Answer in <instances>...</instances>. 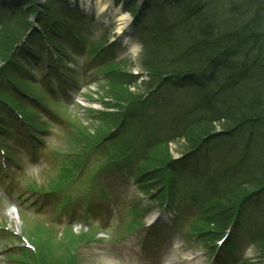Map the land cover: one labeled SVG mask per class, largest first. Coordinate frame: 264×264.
<instances>
[{
  "label": "rangeland",
  "instance_id": "rangeland-1",
  "mask_svg": "<svg viewBox=\"0 0 264 264\" xmlns=\"http://www.w3.org/2000/svg\"><path fill=\"white\" fill-rule=\"evenodd\" d=\"M89 1L90 0H81L80 3L83 7L90 6L89 11H94L97 14L93 6V1ZM88 2L90 4H88ZM32 5H34L33 0ZM107 7L108 10H110L108 11L109 13H104L101 16H97V18H100L102 21L109 18L112 21L111 23L114 24L115 20L112 18L115 17L118 23V25H116L118 30L119 22L116 16L119 15H114L116 10H118L115 7L114 0L108 2ZM22 17L23 16L20 15L17 18L19 22ZM124 19L127 20L124 24L129 28V18L124 17ZM14 20L15 19L8 23L6 27H3L5 32L13 27L16 23ZM85 24L86 25L82 26L81 29V34L85 32V34L82 35V38L76 39L73 37L74 35L70 33L63 36L65 38L64 44L61 46V49H64L62 51L63 54H70L68 48L77 49L80 53L77 55H71L72 62L70 64L74 67L66 72L72 79L69 78L68 81L69 89L66 91L61 90L58 93L59 97H52L49 99L48 92L45 89L47 87L35 82L27 87V89L32 92L31 96L34 97L32 104H29L25 100L19 101L17 97L7 99L3 89L0 88V97L18 105L23 120H27L29 114H41V116H37L36 114L34 117L32 121V132L43 134L40 141H37L35 137L31 136L36 140V143L40 145V151L35 157L23 153L22 144L16 142L18 135H15V141L1 140L0 150L4 149L6 154L11 153L14 157L29 165L26 167L23 164L21 171L10 169L12 174L5 173V175L10 178L14 177L20 180L21 184L19 185L21 187H19V191L26 189L31 180H33L30 183L31 186H41V188L44 186H50L52 182H56L57 185H59L61 176L65 174L67 179L61 182V186L68 190L69 196H76L78 200H81L83 197H88L91 193L90 189L97 185L99 179L107 189V193L103 198L108 197V199H110L111 197L118 203L119 208L114 210L116 214L112 215L110 218L115 220V223L105 227L101 226L98 222L87 223V220H84L81 216L84 208L81 206V203L75 202L74 206L69 209L67 215V218H71L74 214L76 215L74 216L75 221H73L72 226L68 225L72 228L65 229L68 226L61 227L58 225V227H55L56 230L52 229L43 223L48 222L51 218V213L48 211L44 214L45 217L33 214L27 217L21 215L19 210L15 213L11 212V205L13 203L12 199L14 198L15 193L10 191L9 187L13 186V183L8 184L7 180L2 179L0 180V192L3 193V196H5L6 199L4 197L3 199H0V223L9 229L10 235L8 233L5 235H9L10 237L5 235L0 236V264H15L16 261L25 264H144L142 261H139L138 256H131V250H128V248L125 250V255L127 256L125 263L117 262L113 256H108L101 251V244L97 243L96 240L91 239V236L96 234V231L92 230V227L95 226L98 229L99 227H102L105 230L102 232L105 234L103 237L104 243L110 241L120 244L125 241V244L133 242V239L141 241V238H143L141 231L143 229L133 231V228L129 229L131 227L130 224L133 223L136 218L146 220L145 216L147 214H144V212L140 213V206L146 201L150 192L153 194L156 193V189L154 185H150L149 183L145 188H141L136 184L135 180L130 178L129 174L137 171L138 168L129 161L121 169H118L115 166H110L102 173V170L99 167L101 163L107 161V157H104L101 160H96L94 158L86 160L90 155L88 148L93 151V147L97 143H103L109 138H115L117 140L120 137V142L123 144L122 147L117 148V141L110 140L97 150V154L103 156L107 151L108 153L116 151L120 155L128 154L130 147H127L125 140H128L129 143L134 145L135 142L138 141L140 133L143 132L141 130V122L140 127L129 126L131 118L135 115V105L133 104L132 110L128 112L124 110L127 105H130L135 101L136 97L123 98L120 95L124 94L128 87L135 86L136 81L130 80V86L118 82L120 80L127 81L128 78L124 75V70L117 67H114L111 73L112 77L115 78V82L111 83L106 80L107 74L105 72L103 75L102 72L105 68L103 65L107 63L108 60H102L105 58V54L96 49H100L105 41L107 33L105 32V29L101 30L99 25L96 26V23L93 24L91 21H88ZM115 24L114 26H111L113 30H115ZM75 25L76 23L74 26ZM3 40V36L1 37L0 35V49L4 42ZM134 40L135 38L133 40L129 39V44H133ZM79 42L87 44L88 47L81 49L79 47ZM136 43L133 46H127L130 50H128L126 55H130V58L125 57L124 61L129 64L134 63L131 61H136L141 56V50L143 47ZM63 54L56 56L59 59L61 57V62H63L65 58ZM89 61L91 62L90 65L88 64ZM14 69L17 71L16 68ZM133 69L134 67L131 70ZM134 70L135 72H138L142 69L138 70L135 68ZM203 70L204 69H202V71ZM199 76L201 77V75ZM146 77L149 76L146 75ZM102 78L105 81L102 80ZM141 87H143L146 92V85L142 84ZM142 97L144 99V96ZM219 101L216 103H219L222 108L227 103L231 102L229 98L223 96L220 97ZM38 103H42V106H40L42 108L36 106ZM48 115H51L52 121L48 119ZM123 118H126L125 122H121ZM17 123L18 122L14 121V125ZM126 124H128V128L127 130H124ZM115 128H118L123 136L115 131ZM217 129L218 132L223 131L221 128ZM76 130L81 131V136H85V134L86 136H89L88 144L85 146L83 153L74 152L71 134ZM262 132L263 133H261L260 136L264 138V131ZM221 134L225 137L223 133ZM257 134L258 132L253 136L254 141ZM215 139H218V137ZM179 146H181L179 142L177 144L172 142V145H169V147L161 145L156 149L158 151L154 152V150L152 152L144 166L153 168L164 167L167 158L171 154V157H173L174 154L176 155V150ZM160 151H168V153L161 157L158 155ZM0 156L2 157L1 152ZM115 156L116 154H109L108 157L113 158ZM252 160L264 162V141H259L255 144L250 163L253 162ZM98 174H100L99 177ZM48 189L53 190L58 188L49 187ZM61 190L64 191V189ZM97 191H99V189H97ZM31 197L32 196H29L28 199ZM215 198L211 199V201L215 200ZM54 205L55 204H53L52 201L51 211L53 210ZM48 208L49 206L46 209ZM185 212L190 213L191 209L187 208ZM11 213H14L16 220H12ZM211 214L212 211L209 215ZM187 217L186 214L181 220L187 219ZM43 219H46V221ZM80 223H82V226L78 225ZM188 223L189 222L178 223V227L165 225V228L163 229V232L180 238V241H185L183 249L179 251L180 248H178L175 251L174 257H176V259H174L172 264H181V261H185V259L188 258L186 255L188 254V250H192L196 253L204 251V249L200 248V245L198 247L196 243L189 242L187 241V238L184 237L182 227L186 226ZM135 225L136 228L137 224ZM184 229H186V227ZM11 232L18 234V236L16 237L15 235H12ZM164 235L165 234H162V236ZM164 237L170 238L169 235H165ZM234 240V250L231 252L235 257V259L232 260L233 262L242 257L240 264H244L247 261L249 264H264V260L258 256V250L255 246H252L247 235L237 236V234H235V237L230 239L231 242L228 243L227 247L232 246V241ZM18 242L27 247L26 253H24L23 250L19 251L17 254L12 253V250L17 246ZM223 252H225V250ZM162 260V256H159L154 262H147L145 264H160ZM225 262L226 259L222 258L220 264H225Z\"/></svg>",
  "mask_w": 264,
  "mask_h": 264
},
{
  "label": "trees",
  "instance_id": "trees-1",
  "mask_svg": "<svg viewBox=\"0 0 264 264\" xmlns=\"http://www.w3.org/2000/svg\"><path fill=\"white\" fill-rule=\"evenodd\" d=\"M33 1L34 5L25 8L24 4L31 0H21L20 22L16 19L11 29L0 31L4 39L0 60L7 61L16 42L32 24L34 15L36 19H40V13L45 16V20L39 22L50 42H54V34L59 35L64 30L74 33L75 20L69 18V9L54 0ZM161 1L165 10L155 11L156 20L147 22L152 27L144 33L146 73L158 79L169 69L175 74L189 71V75L206 69L203 71L206 90L199 88L203 93L207 91L205 100L212 105L222 96L231 101L226 104V120L198 122L187 132L180 147L193 146L202 135L230 123L249 125L258 132V140L264 141L260 136L264 131V0H147L144 12L151 7L158 9ZM167 12L169 17L159 19ZM235 58H238L236 62ZM139 93L128 87L120 95L132 98ZM167 153L160 151L158 155L162 157ZM244 171L254 174L253 181L241 183L224 194L220 198L222 209L229 211L226 208L232 206L228 204L249 192L256 182H264V163L256 162Z\"/></svg>",
  "mask_w": 264,
  "mask_h": 264
},
{
  "label": "bare ground",
  "instance_id": "bare-ground-1",
  "mask_svg": "<svg viewBox=\"0 0 264 264\" xmlns=\"http://www.w3.org/2000/svg\"><path fill=\"white\" fill-rule=\"evenodd\" d=\"M93 1H94V4L97 6L98 12H104L106 10L107 7H106V5H104L103 0H93ZM124 26H126V25H124ZM11 215H12V220L13 221L16 220L14 213H11ZM17 222H19V221H17Z\"/></svg>",
  "mask_w": 264,
  "mask_h": 264
}]
</instances>
